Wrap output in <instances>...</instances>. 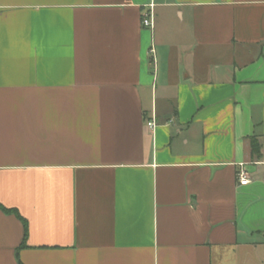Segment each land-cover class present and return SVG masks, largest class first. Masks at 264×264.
I'll list each match as a JSON object with an SVG mask.
<instances>
[{"label": "crops", "instance_id": "0c3cea01", "mask_svg": "<svg viewBox=\"0 0 264 264\" xmlns=\"http://www.w3.org/2000/svg\"><path fill=\"white\" fill-rule=\"evenodd\" d=\"M0 264H264V0H0Z\"/></svg>", "mask_w": 264, "mask_h": 264}, {"label": "built area", "instance_id": "2783aa9c", "mask_svg": "<svg viewBox=\"0 0 264 264\" xmlns=\"http://www.w3.org/2000/svg\"><path fill=\"white\" fill-rule=\"evenodd\" d=\"M142 24L144 27H147V28L154 27L152 10L149 13H146L144 15L142 19ZM151 54L153 55L155 54V50L153 47L151 49ZM146 127L149 130L153 131L157 127L156 119L153 118L152 120L146 121ZM236 178H237V182L239 185L245 186L251 183V178H250L248 171L246 170L245 164L239 165V170L237 172Z\"/></svg>", "mask_w": 264, "mask_h": 264}, {"label": "trees", "instance_id": "16d2710c", "mask_svg": "<svg viewBox=\"0 0 264 264\" xmlns=\"http://www.w3.org/2000/svg\"><path fill=\"white\" fill-rule=\"evenodd\" d=\"M250 142H251V155H252V158H259L260 155H261V148L258 144V141L255 137H253L252 139H250ZM2 209L4 210V212L6 213H14L16 214L18 217H20V215L18 214L17 211L15 210H10V209H6L4 207H2Z\"/></svg>", "mask_w": 264, "mask_h": 264}]
</instances>
